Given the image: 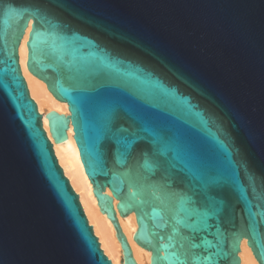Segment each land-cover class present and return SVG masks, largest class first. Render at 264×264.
I'll return each instance as SVG.
<instances>
[{"label":"water","instance_id":"1","mask_svg":"<svg viewBox=\"0 0 264 264\" xmlns=\"http://www.w3.org/2000/svg\"><path fill=\"white\" fill-rule=\"evenodd\" d=\"M29 20L27 69L69 111L49 131L72 125L124 264L113 199L150 264H240L242 238L264 264V0H0V264H113L21 72Z\"/></svg>","mask_w":264,"mask_h":264},{"label":"bare ground","instance_id":"2","mask_svg":"<svg viewBox=\"0 0 264 264\" xmlns=\"http://www.w3.org/2000/svg\"><path fill=\"white\" fill-rule=\"evenodd\" d=\"M30 25L31 20H29L18 46L19 64L29 94L37 104L38 111L41 114L42 126L52 143L57 160L62 166L65 175L68 177L70 184L77 192L84 213L92 225L94 234H96L101 248L111 259L113 264H124L123 250L120 241L116 237V230L106 214L100 211L97 200L92 191V185L84 172L78 148L73 138L72 125L69 124L67 137L62 141L55 142L49 131L47 117L45 116L46 113L53 110L61 114H68L69 111L67 103L55 98L48 90L45 82L33 75L27 69L26 40ZM105 192L110 194L107 188L105 189ZM116 202L117 200L113 199L116 219L120 230L129 245L132 258L136 264H150L151 251L140 246L133 239L134 232L137 228L134 212L131 211L123 216L120 215L116 208ZM238 256L240 264H258L250 247L247 245L245 238H242L240 241Z\"/></svg>","mask_w":264,"mask_h":264},{"label":"snow or ice","instance_id":"3","mask_svg":"<svg viewBox=\"0 0 264 264\" xmlns=\"http://www.w3.org/2000/svg\"><path fill=\"white\" fill-rule=\"evenodd\" d=\"M53 27H55V25H53ZM119 132H127L131 135L132 139L128 141V147L131 148L132 145H134L135 143H137L138 141H142L145 139V136L142 135V132H148L149 130L146 128H141V129H136V130H132V129H127V128H120L118 129ZM154 135V134H153ZM152 143H158L159 140L158 138H154L152 141H150ZM191 199V198H190ZM192 204L194 205L192 209L188 210L191 211L192 213H195L196 211H198V207L197 204L198 202L195 199H191ZM175 232V230H174ZM220 235H223L222 233H220ZM172 237H170L171 239ZM194 247H199V245H194ZM218 248V252L217 253H210L207 256H202V257H194V259L196 260H206V261H210L212 262V264H216L215 261H213V256L214 255H218L220 257L221 260H226L227 259V253L223 251V248L221 245H217L216 246Z\"/></svg>","mask_w":264,"mask_h":264},{"label":"rangeland","instance_id":"4","mask_svg":"<svg viewBox=\"0 0 264 264\" xmlns=\"http://www.w3.org/2000/svg\"><path fill=\"white\" fill-rule=\"evenodd\" d=\"M56 156V155H55ZM59 166L62 168V166L60 165V163L58 162ZM64 172V171H63ZM65 175V173H64ZM66 176V175H65ZM67 177V176H66ZM68 178V177H67ZM69 180V179H68ZM70 182V181H69ZM71 185V184H70ZM72 187V185H71ZM73 188V187H72ZM73 190L75 191V189L73 188ZM76 192V191H75ZM77 193V192H76ZM86 215V214H85ZM88 223L90 224V222L88 221ZM91 225V224H90ZM96 235V234H95ZM105 253V252H104ZM106 254V253H105ZM107 256V255H106ZM108 257V256H107ZM109 258V257H108ZM110 259V258H109ZM111 260V259H110Z\"/></svg>","mask_w":264,"mask_h":264}]
</instances>
